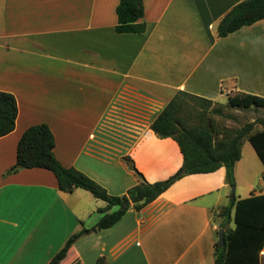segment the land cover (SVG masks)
I'll return each mask as SVG.
<instances>
[{"label": "crops", "instance_id": "crops-1", "mask_svg": "<svg viewBox=\"0 0 264 264\" xmlns=\"http://www.w3.org/2000/svg\"><path fill=\"white\" fill-rule=\"evenodd\" d=\"M240 1L142 0L145 31L119 33V0H0V90L17 102L14 129L0 137V264H48L105 206L85 189L60 190L47 169L8 172L29 126L47 124L63 166L121 195L140 181L131 166L148 183L181 172L178 143L150 128L178 91L210 100L229 119L228 109L264 108L228 104L239 92L264 97V18L217 34ZM233 176L232 195L224 166L180 174L143 208L85 232L60 264L98 256L107 264H214L220 210L233 196L264 194V164L247 138ZM234 227L230 220L222 229Z\"/></svg>", "mask_w": 264, "mask_h": 264}, {"label": "trees", "instance_id": "trees-1", "mask_svg": "<svg viewBox=\"0 0 264 264\" xmlns=\"http://www.w3.org/2000/svg\"><path fill=\"white\" fill-rule=\"evenodd\" d=\"M117 23L115 30L119 33H142L146 29V22L142 20L144 9L142 0H119L116 8ZM264 18V0H241L236 3L220 19L217 24L219 37L238 30L242 26L251 25ZM185 98L200 101L206 110L211 101L205 98L178 91L164 106L152 121L150 128L159 137L174 139L183 156L182 169L187 174L208 173L221 166L226 168V182L235 185L233 167L240 158L242 142L247 138L262 163L264 164V118H257L246 122L237 128H219L209 113L202 112L199 122L188 124L182 114ZM230 106L264 107V97L239 92L228 98ZM213 113L230 117L214 108ZM17 116V102L15 96L0 90V137L14 129ZM262 129L254 131L255 125ZM54 136L45 123L31 125L22 133L16 146V160L8 172L19 168H43L51 171L60 190L71 192L75 188H82L90 192L95 198L103 200L105 206L98 208L100 214L97 222L86 229L71 235L65 245L51 258L48 264H60L66 257L70 247L76 239L85 232L100 231L113 226L126 211L133 207L143 208L166 190L179 177V172L170 178L154 183L146 182L140 173L131 166L140 181L130 187L126 193L112 195L107 190L74 167H65L54 155ZM227 218L220 224V228L232 220L233 229L224 231V243L214 245V264H260V252L264 245V194L237 199L233 196L227 206L222 208ZM95 264H107L104 256H98Z\"/></svg>", "mask_w": 264, "mask_h": 264}, {"label": "rangeland", "instance_id": "rangeland-1", "mask_svg": "<svg viewBox=\"0 0 264 264\" xmlns=\"http://www.w3.org/2000/svg\"><path fill=\"white\" fill-rule=\"evenodd\" d=\"M185 101H188V102L186 105H184V108L182 110V114L186 118L187 123L190 125L196 124L199 122V115L202 112L209 113V115L211 116L213 121L218 125L219 128L226 127L225 123L227 121H230L232 127H227V128H232V129L234 127H236L237 125H243L245 123V121L248 120V117H247L248 112H249V115H251V116H257V115H263L264 114V108H261V109L255 110V111L248 110V111H245L242 113L241 112L240 113L234 112V111L228 109V111L233 114V119H229L227 117L220 116L218 114L213 113L212 110L215 108V106H213L212 104H210V106H208V107L206 106V110H205V108L203 107L204 105L200 101L187 99V98H185ZM260 168H261V165L259 168L256 169V172H258L260 170ZM232 186H234V185H230V192H232ZM238 194H239V191L236 192V196ZM220 216L223 220H225V218H227L226 215L223 214L222 209L220 210ZM216 240L218 241V235L216 236Z\"/></svg>", "mask_w": 264, "mask_h": 264}, {"label": "water", "instance_id": "water-1", "mask_svg": "<svg viewBox=\"0 0 264 264\" xmlns=\"http://www.w3.org/2000/svg\"><path fill=\"white\" fill-rule=\"evenodd\" d=\"M186 173L185 169H182L181 172L179 173L180 174H184ZM232 195L234 194V186H232ZM217 235H218V244L219 246H222L223 243H224V231L222 228H219L218 229V232H217Z\"/></svg>", "mask_w": 264, "mask_h": 264}]
</instances>
